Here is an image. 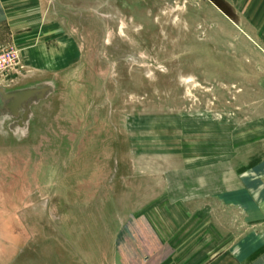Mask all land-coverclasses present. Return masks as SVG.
<instances>
[{"label":"rangeland","instance_id":"obj_1","mask_svg":"<svg viewBox=\"0 0 264 264\" xmlns=\"http://www.w3.org/2000/svg\"><path fill=\"white\" fill-rule=\"evenodd\" d=\"M220 4L47 2L59 25L49 35L58 47L67 40L68 63L41 70L20 52L24 66L0 82L35 80L20 87L31 99L18 123L0 128V234L19 228L38 252L63 220L98 218L86 216L90 204L118 213L133 159L155 176L186 168L189 156L249 155L252 120L262 116L253 109L264 101V34L243 33Z\"/></svg>","mask_w":264,"mask_h":264},{"label":"crops","instance_id":"obj_2","mask_svg":"<svg viewBox=\"0 0 264 264\" xmlns=\"http://www.w3.org/2000/svg\"><path fill=\"white\" fill-rule=\"evenodd\" d=\"M49 1L0 0V48H19L26 64L41 70L68 63L62 45L67 40L60 38L58 47L49 35L59 26L51 19ZM211 1H219L222 13L243 33L264 34V0ZM18 81L10 89L0 87L1 129L14 128L23 101L30 104L29 92L22 94L20 87L28 90L35 80ZM261 103L262 109H253L262 116L253 117L252 149L245 158L189 156L187 167H172L171 176L164 170L143 175V159L130 160L133 174L118 193L124 196L122 205H115L118 213L90 204L86 216L93 212L98 218L63 220L60 233L45 235L38 252L33 237L13 228L0 234V264H264ZM167 194L171 200H165Z\"/></svg>","mask_w":264,"mask_h":264},{"label":"built area","instance_id":"obj_3","mask_svg":"<svg viewBox=\"0 0 264 264\" xmlns=\"http://www.w3.org/2000/svg\"><path fill=\"white\" fill-rule=\"evenodd\" d=\"M20 49L13 45L0 48V82L6 80V74L18 73V68L23 67Z\"/></svg>","mask_w":264,"mask_h":264}]
</instances>
